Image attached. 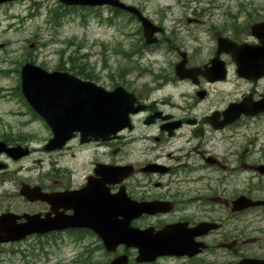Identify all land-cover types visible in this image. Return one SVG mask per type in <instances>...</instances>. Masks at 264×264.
Segmentation results:
<instances>
[{
  "label": "flooded vegetation",
  "instance_id": "1",
  "mask_svg": "<svg viewBox=\"0 0 264 264\" xmlns=\"http://www.w3.org/2000/svg\"><path fill=\"white\" fill-rule=\"evenodd\" d=\"M107 21L121 28L114 53L121 54L124 69L102 85L133 97L129 125L98 142H81L76 134L47 151L51 135L42 141L33 126L49 129L31 108L17 100L20 109L0 111V264L29 256L38 243L60 249L72 244L79 256L99 264L117 257H126V264H264V113L218 127L231 105L264 99V78L247 82L235 75L250 86L247 93L202 106L209 89L231 85V66L235 74L230 55L217 53L219 38L257 46L245 39L252 37L250 28L224 32L216 20H148L156 31L147 44L138 20ZM37 42L31 47L38 49ZM34 52L26 62L50 72L63 68L57 62L48 70ZM217 57L224 81L201 74ZM64 67L94 81L78 75V67ZM17 71L0 68V75L17 78ZM69 218L77 228L5 241L9 234L20 236L32 219L47 224ZM112 222L123 241L108 252L89 226ZM128 233L136 248L128 247ZM150 246L153 255L145 257Z\"/></svg>",
  "mask_w": 264,
  "mask_h": 264
},
{
  "label": "rangeland",
  "instance_id": "2",
  "mask_svg": "<svg viewBox=\"0 0 264 264\" xmlns=\"http://www.w3.org/2000/svg\"><path fill=\"white\" fill-rule=\"evenodd\" d=\"M124 1L131 2V0ZM32 3L15 4L0 11V68H4L7 72L15 70L18 63L26 60V50L28 53H33L35 50L37 63H45L49 66L48 70H52L58 61H65V66H70V63H67L69 56L76 57V53L83 55L78 63L91 71L92 76L99 79L100 85L107 82L109 74L116 75L124 69L122 60L117 57L120 55L114 53L119 50L116 47L119 42V27L101 26L95 20H87L86 24L82 20H65L62 26L55 30L47 23L51 9L44 7L31 20L7 18L13 14H20L21 18L33 14V11L30 12L33 8ZM134 3L142 6L144 13L152 20H193L197 16L201 20H216L219 26L223 24L224 32L233 22L229 17L237 16V24L242 28L245 26L247 30L252 25L247 18H264V0H134ZM53 4L54 2L50 5ZM185 5H187V11L182 9ZM240 6H243L242 12ZM72 16L74 15H70L69 18L71 19ZM237 29H239L238 26ZM245 39L248 42L254 41V38L250 36H246ZM37 41L45 47L40 49L31 47V42ZM66 42H72V45ZM110 42H112L113 54L109 56L108 53L105 56V49ZM60 51H65L61 59L58 54ZM229 70L231 86H221L217 91L209 89L210 98L202 106L207 105V108H211L214 106L213 101L223 100L227 103L237 100L249 91L250 86L235 77L232 66ZM7 78H0V89L12 95L8 100L0 101L2 112L16 111L22 107L13 97V90L17 86L16 76ZM1 96L3 95L0 94ZM9 121L13 122V120ZM242 124L252 125L251 122L245 121ZM33 129L39 132L42 141L49 138V132L39 125L33 126ZM48 250L45 251L47 255L37 254L27 258L25 262L15 260L12 264H78L74 262L77 251L74 246L66 245L62 248V252L56 251L55 248H48Z\"/></svg>",
  "mask_w": 264,
  "mask_h": 264
},
{
  "label": "water",
  "instance_id": "3",
  "mask_svg": "<svg viewBox=\"0 0 264 264\" xmlns=\"http://www.w3.org/2000/svg\"><path fill=\"white\" fill-rule=\"evenodd\" d=\"M62 1L67 5L84 4L80 1ZM125 10L138 16L133 9ZM139 21L144 28L146 43H151L149 39L154 33V30L151 31V24L147 20ZM251 31L259 40L260 47H236L225 40H219L218 47L220 51L232 55L240 77L257 80L264 75V25H255ZM219 70V66L214 65L212 71L218 73ZM68 77L67 74L45 73L32 65H25L21 70V91L24 98L51 129L53 138L49 141V150L59 148L75 133H79L86 142L89 139L104 140L107 135L121 130L128 124V115L132 108L131 100L125 93L119 89L106 93L92 84L81 83ZM253 107L259 110H253L245 102L230 106L224 114L225 122L232 123L241 114L252 116L264 111L263 102ZM36 231L40 232L39 229ZM100 231L106 246L111 244L114 247L123 241L120 227L113 222L108 228L100 227ZM127 245H136L130 233L127 235ZM144 255H153L152 246L145 250ZM112 264H125V259H116Z\"/></svg>",
  "mask_w": 264,
  "mask_h": 264
}]
</instances>
